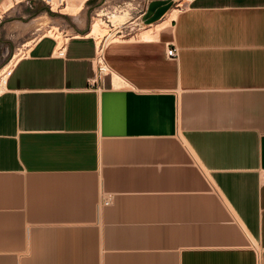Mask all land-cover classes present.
Segmentation results:
<instances>
[{
    "label": "crops",
    "instance_id": "0c3cea01",
    "mask_svg": "<svg viewBox=\"0 0 264 264\" xmlns=\"http://www.w3.org/2000/svg\"><path fill=\"white\" fill-rule=\"evenodd\" d=\"M119 1L84 0L64 55L42 35L1 85L0 264H264V0H190L96 77L88 19Z\"/></svg>",
    "mask_w": 264,
    "mask_h": 264
},
{
    "label": "rangeland",
    "instance_id": "374dc122",
    "mask_svg": "<svg viewBox=\"0 0 264 264\" xmlns=\"http://www.w3.org/2000/svg\"><path fill=\"white\" fill-rule=\"evenodd\" d=\"M14 1L15 2H13V4L7 9H2V7L0 6V38L2 39V41L0 42L1 43L0 44V50H1V55H0V89H1V85L3 84L2 80H1V72L3 71V69L6 66L10 65V63H11V68H12L14 66V64H12V62L14 63L17 58H20L25 53V51H27L28 48H30V46L35 42V39L40 38L42 35L50 34V35H53L56 38H58L59 42H63L65 37L63 36V34L60 30V27H58L56 21L60 20L62 18H66V17L70 18V15H72V14L60 11L58 8H53L52 4H50L47 0H36L35 4H34V9H33V12L36 14H34L33 16H30L29 18H26V19L23 18L22 19L19 11L22 12V14H23V11L25 9L24 4L23 3H17L18 1L16 2V0H14ZM67 1L68 0H61L60 6L63 7ZM124 1H128V0H123V1H119V2H107V3L102 2L95 8V10L89 16V19H88V30L90 31L91 26H92L91 24L93 23L95 18L101 19V21L105 25L103 28L106 30L104 31V33H93L92 34L93 36L105 35V34L111 32L110 28H112L113 26L117 27V26L124 24V26H126V28L129 32H131V33L136 32L137 36L139 38L143 37V36L140 37V35H139L140 31L143 32L147 28V25H149V24H146L143 21V23H141L140 25L133 24L131 26L128 25L129 27H127V24H129V23H126L131 18V16H135L137 14L135 11H138V13H139V6L137 8H134L132 11H129V12H127V11L119 12V10H115V7L117 6V4L123 3ZM146 1L147 0H145L144 2H146ZM189 1L190 0H186V1L185 0H182V1L181 0H173V5L171 6V8L177 7L179 9H181ZM138 2H140V1H135L136 4H138ZM143 3L140 2V5L143 6ZM114 14L116 16H114ZM43 15H49L51 17V20L48 22V24H45V26L43 25L42 27H40V26L38 27L37 25L34 24V22H32V21H34V19H36L40 16H43ZM72 16L74 18L77 16V14L72 15ZM108 16L110 17V21L108 20ZM161 19H159L158 21H161ZM23 26H26V28L28 27L29 29H27L28 33L22 37L21 34L23 32L22 31L23 29H21V28H23ZM111 34H113V33H111ZM111 34H110V36L112 37L114 34L113 35H111ZM143 38H145V37H143ZM118 39H122V38H117V40ZM6 40H12V42H13L12 43L13 44L12 49L7 50ZM4 49L7 50L5 55H3ZM11 60H12V62H11Z\"/></svg>",
    "mask_w": 264,
    "mask_h": 264
},
{
    "label": "built area",
    "instance_id": "2783aa9c",
    "mask_svg": "<svg viewBox=\"0 0 264 264\" xmlns=\"http://www.w3.org/2000/svg\"><path fill=\"white\" fill-rule=\"evenodd\" d=\"M135 1L136 0H128V1H124L123 3H119L115 7V10H119V12H122V11L129 12L139 6V17H141V20H142V16L146 12L147 6L150 1L146 2L143 6H141L140 4H136ZM108 20L110 21L109 16H108ZM110 31H109L110 33H107L102 36L100 35L94 36L95 53L93 57V64L95 67L96 77L113 75V71L111 67L109 66L108 62L106 61V57H105L106 49L112 41L117 40V38H122V39L126 38L128 35L131 34V32L127 30L126 26H124V24L117 26V27L113 26L112 28H110ZM111 33L114 34L112 37H110ZM66 41H67V37H65V39L63 40L61 44L59 42V46L56 48L54 52V55L56 57H62L64 55ZM167 56L169 58H176L178 56L177 47L170 45L167 49Z\"/></svg>",
    "mask_w": 264,
    "mask_h": 264
},
{
    "label": "bare ground",
    "instance_id": "6f19581e",
    "mask_svg": "<svg viewBox=\"0 0 264 264\" xmlns=\"http://www.w3.org/2000/svg\"><path fill=\"white\" fill-rule=\"evenodd\" d=\"M16 1H18V0H16ZM47 1L50 4H52L53 8H58L60 11H63V12L69 13V14H75V15L79 13V11L81 10V8L83 6V3H84V0H74V1H70L69 0L68 2H66V4L63 7H61L60 6V4H61L60 1L61 0H47ZM13 2H15V1L14 0H4L3 2H1L0 6L2 7V9H7L13 4ZM180 10L181 9H179L177 7H173L171 9H169L165 13V15L161 19V21L153 22V23L147 25V28L143 32L140 31V34H139L140 37L143 36V37H145L147 39H148V37H152L154 34H156L160 30V28L170 24L171 21L174 18H176V16L178 15ZM114 16H116V15L114 14ZM50 20H51L50 16L43 15V16H40V17L34 19V21H32V22H34V24L37 25L38 27L39 26L42 27L43 25L45 26V24H48V22ZM91 25L92 26H91V29L89 31L90 34H93V33H104V31L106 30V29L103 28L105 25L103 24V22L101 21L100 18H95ZM111 35H113V34H111ZM143 37H142V39H143ZM60 43H62V42H60ZM18 59L19 58H17L16 61ZM16 61L13 63L12 60H11L12 64H15ZM10 70H11V63H10V65L6 66L3 69V71L1 72L2 83H4L8 73L10 72Z\"/></svg>",
    "mask_w": 264,
    "mask_h": 264
},
{
    "label": "water",
    "instance_id": "95a60500",
    "mask_svg": "<svg viewBox=\"0 0 264 264\" xmlns=\"http://www.w3.org/2000/svg\"><path fill=\"white\" fill-rule=\"evenodd\" d=\"M172 5L173 0H150L147 10L142 16V20L146 24L156 22L164 16Z\"/></svg>",
    "mask_w": 264,
    "mask_h": 264
}]
</instances>
